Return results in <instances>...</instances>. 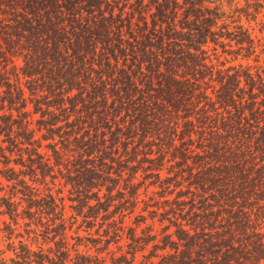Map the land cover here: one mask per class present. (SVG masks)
I'll return each instance as SVG.
<instances>
[{"label": "trees", "instance_id": "trees-1", "mask_svg": "<svg viewBox=\"0 0 264 264\" xmlns=\"http://www.w3.org/2000/svg\"><path fill=\"white\" fill-rule=\"evenodd\" d=\"M239 1L0 0L13 264H264V0Z\"/></svg>", "mask_w": 264, "mask_h": 264}, {"label": "rangeland", "instance_id": "rangeland-1", "mask_svg": "<svg viewBox=\"0 0 264 264\" xmlns=\"http://www.w3.org/2000/svg\"><path fill=\"white\" fill-rule=\"evenodd\" d=\"M225 2V8L227 11H230V10H235V8L237 6L239 7H242L244 5L243 2L239 1V0H234L233 2H229V0H223ZM242 22L243 24L246 26V27H249L251 29H253V32H254V35L257 36L258 38H261L263 39L264 41V29H263V24H261L263 22V15H260L258 20L256 22L254 21H249L246 17H242ZM65 196H67V192H65ZM69 213V211H68ZM130 224V223H129ZM23 228L20 230L22 231ZM97 228H94L92 231H90L91 235L94 236L93 238H97L98 236L94 235L95 232H96ZM69 236H73L75 235L74 232H69L68 233ZM81 236H87L88 235V232H81L80 233ZM32 237V236H31ZM12 241H8L5 237V234H0V250L4 252V257L6 259V264H13L12 263V260L15 258V253L13 251H11L9 248H8V244L10 242H14L15 246L18 247L19 245V241L20 239L19 238H16L15 236H13V238L11 239ZM24 242L28 243L29 245H31V248L33 251H38L39 248L38 247H42L44 249L45 252H47L49 249H55V246L53 243H44L42 240L39 241V244H32V241H27L26 239H24ZM68 243H69V248H72V246L75 244V241L72 240L71 238L68 239ZM126 241L123 240L120 244H118L119 246H122V251H119L118 250V245H114V244H111L108 252L110 253L108 255V252H104L102 253L101 257L102 258H105L106 259V262L105 264H111V256L113 253H115L116 256H119L121 255L122 253H125L127 251V248H126ZM89 248H92V245L90 244L89 245ZM89 248H85L84 246L80 247L79 248V252L81 253H85L89 250ZM90 254H95V249L92 248L90 251H89ZM75 257V253L74 251H71V256L70 258L73 259Z\"/></svg>", "mask_w": 264, "mask_h": 264}]
</instances>
